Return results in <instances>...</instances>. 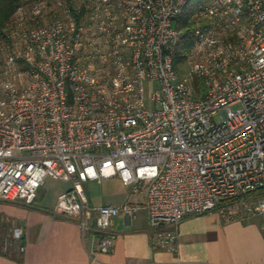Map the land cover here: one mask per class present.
<instances>
[{
	"label": "built area",
	"instance_id": "1",
	"mask_svg": "<svg viewBox=\"0 0 264 264\" xmlns=\"http://www.w3.org/2000/svg\"><path fill=\"white\" fill-rule=\"evenodd\" d=\"M188 1L41 0L13 13L0 36L1 201L33 204L47 177L71 183L54 213L78 218L99 253L113 249L114 218L139 209L90 206L84 185L115 177L146 190L158 248L219 209L242 206L264 231V0H208L183 18Z\"/></svg>",
	"mask_w": 264,
	"mask_h": 264
},
{
	"label": "crops",
	"instance_id": "2",
	"mask_svg": "<svg viewBox=\"0 0 264 264\" xmlns=\"http://www.w3.org/2000/svg\"><path fill=\"white\" fill-rule=\"evenodd\" d=\"M87 198L93 207L121 206L125 202L139 207L134 214L122 213L114 218L112 251L96 252L90 233L80 231L78 218L54 213L56 201L52 205L36 200L31 205L2 202V219L21 227L23 238L9 254L0 253V264H264L263 221L242 206L237 212L219 209L185 218L175 228V250H167L153 243L143 208L145 189L135 195L127 190L111 193L100 205Z\"/></svg>",
	"mask_w": 264,
	"mask_h": 264
},
{
	"label": "rangeland",
	"instance_id": "3",
	"mask_svg": "<svg viewBox=\"0 0 264 264\" xmlns=\"http://www.w3.org/2000/svg\"><path fill=\"white\" fill-rule=\"evenodd\" d=\"M208 0H189L184 8L183 18L189 16L193 10L197 7L203 5ZM186 71V64H182L180 68L177 69L179 75H182ZM233 110L237 109V106L232 107ZM213 121L215 123H220L222 121V116L220 111L214 116ZM118 178V177H117ZM120 179V178H119ZM122 181L118 179H108L103 180V182H89L86 184L87 195L90 200H92L94 205L102 204L105 196L111 193H117L121 190L130 191V188H124L121 184ZM71 183L63 181L61 179H55L52 177H47L44 180L42 187L39 189L36 197V201H44L46 205H52L55 203L56 198L59 194L69 190L71 188ZM251 200V199H249ZM55 205V204H54ZM55 207V206H54Z\"/></svg>",
	"mask_w": 264,
	"mask_h": 264
},
{
	"label": "trees",
	"instance_id": "4",
	"mask_svg": "<svg viewBox=\"0 0 264 264\" xmlns=\"http://www.w3.org/2000/svg\"><path fill=\"white\" fill-rule=\"evenodd\" d=\"M41 0H0V36L7 24L10 22V18L13 13L22 5L31 4ZM259 197V195H256ZM2 202L0 200V205ZM17 202V201H15ZM24 203V202H23ZM25 204V203H24ZM26 205V204H25ZM12 226L2 219L0 211V253L9 254L15 247L20 246L21 242H16L11 237Z\"/></svg>",
	"mask_w": 264,
	"mask_h": 264
}]
</instances>
